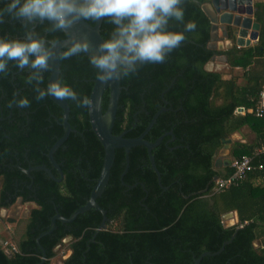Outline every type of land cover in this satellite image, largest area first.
Segmentation results:
<instances>
[{
  "label": "trees",
  "instance_id": "trees-1",
  "mask_svg": "<svg viewBox=\"0 0 264 264\" xmlns=\"http://www.w3.org/2000/svg\"><path fill=\"white\" fill-rule=\"evenodd\" d=\"M208 1L182 0L185 22L195 23L194 30L185 32L181 42L185 45L174 48L163 63L145 64L136 74L121 79L114 134L127 131L126 137L139 136L165 105L163 98L168 101V110L158 116L145 136L155 141L171 130L176 136L172 141V135H166L153 149L167 189L161 187L142 145L132 148L123 178L136 186L122 184L125 150L117 149L109 183L97 199L106 211L107 227L97 232L103 214L95 208L69 223L58 220L56 228L40 238L46 255L37 238L50 228L57 212L69 217L87 202L100 176L105 150L92 129L89 111L69 102V123L74 130L54 153L63 179H52L41 169L28 175L26 169L46 165L56 177L61 176L48 153L64 134L63 109L50 96L35 99L26 70L10 64L0 75V208L8 209L19 198L23 203L36 204L18 241L19 251L9 254L0 244V264H51L57 247L68 237L71 254L62 264H193L203 252H217L226 241L222 251L203 256L200 264H264V154L256 157L258 168L239 185L213 193L214 178L233 171L230 165L215 166L224 148L223 139H231L244 125H250L260 141L256 146L234 141L233 157L251 154L264 144V119L251 112L236 113L239 107L254 108L264 87V0L255 3V20L261 24L257 42L237 45L234 28L230 27L228 38L234 44L222 49L208 47L212 24L202 9ZM169 26L183 29V24L176 21ZM111 28L103 20L104 38ZM45 29L46 22L35 26L46 39L65 38L64 32L52 34ZM0 35L22 37L23 26L5 17ZM221 55L227 57L230 78L207 67ZM60 62L59 78L90 97L95 69L87 56L80 54ZM236 68L243 70L242 76L235 74ZM49 77L50 69L44 73L40 87H46ZM241 77L245 82L239 81ZM20 96L29 98L28 108L13 104ZM108 99L107 90L104 111ZM142 108L148 115L146 111L137 114ZM231 211L237 212L238 219L226 225L222 216ZM241 222L246 223L239 226Z\"/></svg>",
  "mask_w": 264,
  "mask_h": 264
},
{
  "label": "clouds",
  "instance_id": "clouds-1",
  "mask_svg": "<svg viewBox=\"0 0 264 264\" xmlns=\"http://www.w3.org/2000/svg\"><path fill=\"white\" fill-rule=\"evenodd\" d=\"M0 23L7 17L23 26L22 37L0 35V75L10 64L26 70L27 83L33 86L35 99L48 96L71 102L86 111L95 109V101L79 94L62 79L49 80L40 87L44 73L50 68L55 36L46 39L35 31L46 22V32L63 33L77 22H100L112 25L106 38L94 48L83 37H73L57 54V59L84 54L95 69V78L102 83L136 74L145 64H159L182 41L185 32L194 30L193 21L184 20L182 0H0ZM183 24L182 30L170 28V22ZM13 104L28 108L30 100L20 96Z\"/></svg>",
  "mask_w": 264,
  "mask_h": 264
},
{
  "label": "water",
  "instance_id": "water-1",
  "mask_svg": "<svg viewBox=\"0 0 264 264\" xmlns=\"http://www.w3.org/2000/svg\"><path fill=\"white\" fill-rule=\"evenodd\" d=\"M257 0H210L204 4H202V9L209 17L210 22L212 24V36L211 41L208 43V47L210 48H217V43L221 38L228 37L229 28H234V32L236 34V43L239 46H249L251 45L252 41L258 40L259 32L261 28L260 22L254 19L255 13V3ZM103 20L100 22H95V24H91L90 22H77L74 24L68 31L64 32L65 38L58 41L56 48L53 51V56L50 61V77L49 80H55L60 76V67L61 62L60 59H57V54L64 48V46L73 38V37H83L87 39L89 44L94 48L96 43L100 42L104 37L101 33V26ZM193 42V41H191ZM185 45V43H181L179 46ZM123 86L121 85L120 80H114L108 83L99 82L96 78L94 79V85L90 94V98L95 101V109L89 112V120L92 126V129L98 135L104 150L105 156L104 161L101 169L100 176L98 177L95 186L92 189L91 195L88 198L87 202L76 209L69 217H65L57 212L51 221V226L47 231H44L39 235L37 238V243L39 247L43 250L44 255L46 252L43 246L40 243V238L44 235L51 233L57 225V221H62L64 223H69L74 221L79 214L85 213L86 211L95 208L99 210L103 214L102 223L97 229V232L100 229H104L107 227V215L106 211L100 206L97 199L103 194L107 185L109 183V179L111 176V169L114 164L116 158V150L117 149H124L125 150V170L122 173V183L127 185L128 187H133L126 182H124V175L127 172L130 164V152L133 147L142 145L148 151V156L152 165V168L157 174L158 181L163 189H167L163 186L161 181V173L158 170V167L155 162V158L153 155V149L156 148L159 144H161L162 140L166 135L175 136L173 131H169L158 137L155 141H150L145 138L148 131L151 129L153 124L156 122L158 116L165 110H168L166 106L168 102L166 99L163 98L164 103L166 105L162 106L153 116L151 122L146 127V129L137 137H126L125 134L127 131H124L120 134H114L113 128L115 125V120L117 116V111L119 108V100L121 96ZM109 91V99H108V106L107 109L103 110V97L106 91ZM50 98L63 109V128L64 134L54 143L48 153V157L52 166L57 169L60 174L61 178H57L53 172V170L46 166L40 165L37 167H31L26 169L25 172L30 175V171L33 169H41L44 170L52 179L57 181H61L63 177V171L58 162L54 158V153L57 149L64 143V141L68 138L70 133L74 130L70 123V104L69 102L57 100L54 97ZM2 120V117H0ZM224 149H227L230 146L231 139H223ZM230 165V159H227L226 162L219 156L215 160L216 167ZM218 176L214 178L216 180ZM144 186V185H143ZM20 200V199H19ZM234 216L233 211L227 212L223 214V219L226 225L231 224L229 219ZM224 242L222 247L217 252H210L205 251L199 257H196L193 264H200V261L203 256L205 255H214L219 253L224 249L225 244ZM11 254V253H9ZM45 260V257L43 258Z\"/></svg>",
  "mask_w": 264,
  "mask_h": 264
},
{
  "label": "rangeland",
  "instance_id": "rangeland-1",
  "mask_svg": "<svg viewBox=\"0 0 264 264\" xmlns=\"http://www.w3.org/2000/svg\"><path fill=\"white\" fill-rule=\"evenodd\" d=\"M217 48L222 49L224 47L218 45ZM207 67L222 72L224 77L228 76L229 68L222 55L216 57L214 61L207 65ZM239 73H241V70ZM217 102H221V100H218ZM34 206L35 203L33 202L23 203L19 200L8 209L0 208V237L4 240H10L18 245V241L25 232L30 210ZM69 240L70 238H67L63 244L57 247V255L52 259L51 264H62L63 260L67 258L69 255Z\"/></svg>",
  "mask_w": 264,
  "mask_h": 264
},
{
  "label": "built area",
  "instance_id": "built-area-1",
  "mask_svg": "<svg viewBox=\"0 0 264 264\" xmlns=\"http://www.w3.org/2000/svg\"><path fill=\"white\" fill-rule=\"evenodd\" d=\"M242 109L244 110L245 108L239 107L236 109V112H240ZM249 111L254 113L257 117L264 119V87L259 92V97L255 107L249 109ZM260 154H264V145L256 148L251 154H244L241 157H233L230 161V166L233 169L232 173L224 177H218L215 180L213 193H219L231 186L239 185L242 180L247 178L251 172L258 168L254 164V160ZM260 168H262L261 164ZM246 222L239 223V226H243ZM1 245L8 253L19 251L18 245L10 240H2Z\"/></svg>",
  "mask_w": 264,
  "mask_h": 264
},
{
  "label": "crops",
  "instance_id": "crops-1",
  "mask_svg": "<svg viewBox=\"0 0 264 264\" xmlns=\"http://www.w3.org/2000/svg\"><path fill=\"white\" fill-rule=\"evenodd\" d=\"M257 1H261V0H257ZM254 19H255V16H254ZM257 42V40L255 41H252L251 45H254L255 43ZM234 42L233 40L229 39L228 37L226 38H221L219 39L217 45L219 46H223L224 48H229L231 46H233ZM224 56V61L226 62V64L228 65L227 63V57L225 55H222ZM228 68H229V65H228ZM241 70V73H239V71ZM229 71V70H228ZM235 74L236 75H240L242 76L243 74V70L241 68H236L235 69ZM225 78H230L229 77V74L227 77ZM240 82H245V79L243 77L240 78L239 80ZM219 103V102H218ZM246 112H250L249 109L246 110V109H242L240 112L238 113H241V114H245ZM237 113V112H236ZM234 141H240L241 143L243 144H248L249 146L251 145H255L257 144L260 140L258 138V135L256 133V131L250 126V125H244L240 131H237L235 132L232 136H231V143H230V146L227 148V149H224L222 151V154L220 153L219 156L223 159L224 162H226L227 159H231L233 158V155H232V150H233V143ZM264 144L261 143L259 146H263ZM256 146V145H255ZM257 146V147H259ZM223 149V148H222ZM218 156V157H219ZM231 161V160H230ZM233 214L234 216L232 218L229 219V222L230 223H235L236 220L238 219V215H237V212L236 211H233ZM4 239H2L0 237V241H2ZM256 243L258 244L259 243V240L256 241Z\"/></svg>",
  "mask_w": 264,
  "mask_h": 264
},
{
  "label": "flooded vegetation",
  "instance_id": "flooded-vegetation-1",
  "mask_svg": "<svg viewBox=\"0 0 264 264\" xmlns=\"http://www.w3.org/2000/svg\"><path fill=\"white\" fill-rule=\"evenodd\" d=\"M164 93H165V92H164ZM166 101H167V100H166ZM167 102H168V101H167ZM165 105H166V104H165ZM160 108H161V107H160ZM142 111H146L145 108H142L140 111L137 112V114L142 113ZM145 113H146V115H148L149 112L146 111ZM174 135H175V134H174ZM175 139H176V136H174V137L172 136V139H171V140L174 141ZM58 164H59V163H58ZM37 166H40V165H34V166H32V167H37ZM33 170H34V169H33ZM31 171H32V170H31ZM31 171H30V175H31ZM63 174H64V173H63ZM63 177H64V175H63ZM63 177H62V179H63ZM121 177H122V175H121ZM31 178L34 179L33 176H31ZM57 178H61V176H60V177H57ZM122 184H123V183H122ZM0 186H1V180H0ZM134 186H136V185H133V187H134ZM133 187H130V188H133ZM166 188H167V187H166ZM19 199L22 201L21 198H19ZM19 199H18L17 201H19ZM25 203H26V202H25ZM35 206H36V204H35ZM69 238H70V237H68V239H69ZM70 254H71V250L69 249V255H70ZM69 255H68V256H69ZM68 256H67V257H68Z\"/></svg>",
  "mask_w": 264,
  "mask_h": 264
}]
</instances>
